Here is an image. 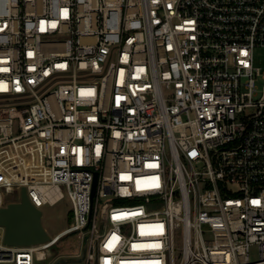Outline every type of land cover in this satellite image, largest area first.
<instances>
[{"label":"built area","instance_id":"built-area-1","mask_svg":"<svg viewBox=\"0 0 264 264\" xmlns=\"http://www.w3.org/2000/svg\"><path fill=\"white\" fill-rule=\"evenodd\" d=\"M258 45L264 0H0V208L73 211L0 264H264Z\"/></svg>","mask_w":264,"mask_h":264},{"label":"rangeland","instance_id":"rangeland-1","mask_svg":"<svg viewBox=\"0 0 264 264\" xmlns=\"http://www.w3.org/2000/svg\"><path fill=\"white\" fill-rule=\"evenodd\" d=\"M254 63L264 68V46L254 48ZM11 198L17 197L15 192L9 191ZM43 211L42 221L48 232L53 235L66 228L71 221L73 211L67 196L55 203L45 202L41 205ZM86 231L77 230L64 235L59 241L50 247L48 256L38 260L36 264H57L62 259L79 258L83 254ZM252 259L258 257L256 245L251 247Z\"/></svg>","mask_w":264,"mask_h":264},{"label":"water","instance_id":"water-1","mask_svg":"<svg viewBox=\"0 0 264 264\" xmlns=\"http://www.w3.org/2000/svg\"><path fill=\"white\" fill-rule=\"evenodd\" d=\"M43 211L29 198L26 186L19 200L9 201L0 208V224L5 227V241L12 244H32L50 238L42 221Z\"/></svg>","mask_w":264,"mask_h":264}]
</instances>
